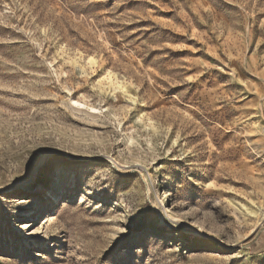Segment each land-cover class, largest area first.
<instances>
[{"label":"rangeland","instance_id":"obj_1","mask_svg":"<svg viewBox=\"0 0 264 264\" xmlns=\"http://www.w3.org/2000/svg\"><path fill=\"white\" fill-rule=\"evenodd\" d=\"M0 264H264V0H0Z\"/></svg>","mask_w":264,"mask_h":264},{"label":"bare ground","instance_id":"obj_2","mask_svg":"<svg viewBox=\"0 0 264 264\" xmlns=\"http://www.w3.org/2000/svg\"><path fill=\"white\" fill-rule=\"evenodd\" d=\"M39 184H40L39 181L34 182L33 185L30 187L31 192L34 191L35 189H37ZM48 197H51V194H49ZM164 201H165V199H164Z\"/></svg>","mask_w":264,"mask_h":264}]
</instances>
